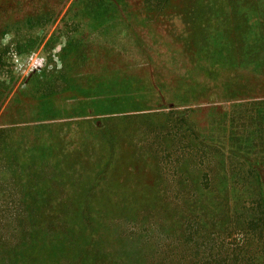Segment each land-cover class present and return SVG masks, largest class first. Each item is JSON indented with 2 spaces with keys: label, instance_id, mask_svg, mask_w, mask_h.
<instances>
[{
  "label": "rangeland",
  "instance_id": "1",
  "mask_svg": "<svg viewBox=\"0 0 264 264\" xmlns=\"http://www.w3.org/2000/svg\"><path fill=\"white\" fill-rule=\"evenodd\" d=\"M0 264H264V0H0Z\"/></svg>",
  "mask_w": 264,
  "mask_h": 264
}]
</instances>
